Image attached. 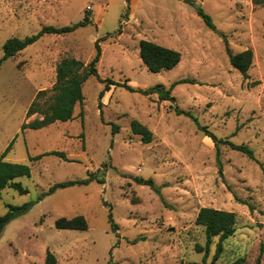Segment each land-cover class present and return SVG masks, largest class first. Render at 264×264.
Returning <instances> with one entry per match:
<instances>
[{
	"label": "rangeland",
	"instance_id": "obj_1",
	"mask_svg": "<svg viewBox=\"0 0 264 264\" xmlns=\"http://www.w3.org/2000/svg\"><path fill=\"white\" fill-rule=\"evenodd\" d=\"M200 8L215 30L198 15ZM0 9V59L12 37L91 20L67 35H44L0 67V157L17 137L5 160L32 169L31 178L17 180L28 193L5 190L0 214L37 201L57 183L89 175L105 181L59 189L10 222L0 238V264H45L47 251L57 264H203L198 247L206 246V234L196 218L205 207L237 216L217 264L240 258L256 264L264 244V6L251 0H0ZM98 39L102 79L166 90L190 81L176 85L167 101L111 86L100 105L104 84L92 77L72 121L22 134V125L38 118H28L27 111L40 91L53 88L59 63L68 57L90 62ZM141 40L179 51L181 62L149 71ZM227 46L234 54L253 50L249 80L231 67ZM133 121L152 132L150 143L133 133ZM201 127L248 145L256 160L221 146L220 167L215 144ZM52 151H64L68 160H30ZM78 215L87 219V231L55 227L57 219ZM217 243L215 238L205 264H212Z\"/></svg>",
	"mask_w": 264,
	"mask_h": 264
},
{
	"label": "trees",
	"instance_id": "obj_2",
	"mask_svg": "<svg viewBox=\"0 0 264 264\" xmlns=\"http://www.w3.org/2000/svg\"><path fill=\"white\" fill-rule=\"evenodd\" d=\"M251 2L254 7L264 6V0H251ZM197 13L210 29L215 30L216 27L210 15H208L201 8L197 10ZM90 24L91 20L88 18V16H86L84 21L78 22L71 26H45L35 35L27 36L23 39L18 37H12L8 39L2 46L4 56L0 59V67L8 59L15 57L30 45H33L38 42L44 35H67ZM101 40L102 39H98L95 42L96 53L90 62L85 63L76 58L68 57L64 58L59 63V65L57 66L55 85L50 91H40L27 111L28 118L33 115H38V118L31 121L30 123H24L21 127L22 134H24L27 130L44 129L57 122L67 123L72 121L75 118L74 114L77 105L83 106L85 102V96L83 93L84 84L92 77L97 78L102 84H104V88L99 94L100 105H102V99L105 94L110 91L111 86L122 87L129 90L130 92L140 93L146 96L158 95L161 100L167 101L172 99L170 94L176 85L180 83H187L190 81L182 80L173 84L169 90H166L163 85H157L152 88L142 89L135 88L127 83H120L111 79H102L99 76L98 72V64L100 63L102 57V49L100 45ZM226 51L229 57L231 67L234 70L238 71L245 80H249V71L254 61L253 50L246 49L245 51L234 54L227 46ZM140 57L143 63L149 69V71L153 73H160L162 71L172 70L176 66H178L181 62L182 54L177 50L156 44L154 42L141 40ZM47 94H50V97H47L45 104L42 105L41 99L45 98ZM176 112L178 115L184 114L186 116L191 117L189 112L183 110H176ZM80 117L82 118L83 124V111L80 113ZM131 128L133 133L142 137L144 143H150L152 141V132L140 122L133 121ZM201 130L206 132V134L211 138V140L215 144V148L217 151V160L219 161V163L221 162V146H226L231 150L246 155L252 160H256L254 150L248 145L236 144L229 138L220 139L215 134L209 132L205 127H201ZM112 131L113 134H117L118 127L116 125H113ZM16 138L17 137L14 138V140L9 144L5 152L0 157V197L2 193L7 189H13L21 195H25L28 193V190L23 186V184L17 180L21 178H31V167L26 164L14 163L5 160L8 153L11 151L12 147L16 142ZM45 156H56L63 160H68L67 155L64 151L47 152L42 155L31 157L30 160L35 162L41 160ZM262 169L264 172V168ZM93 181H97L100 184L105 183V181L103 179H99L98 176L89 175L85 179L57 183L53 185L48 191L42 193L37 199V201L26 203L23 206H10L9 211L6 214H0V238L10 222L28 213L33 206H35L38 202L42 201L45 197L52 195L59 189L75 186H85ZM138 181L142 182V179H138ZM109 218L112 224V229L114 231H117L118 227L114 223L112 213H110ZM196 223L197 225H200L205 229L206 234V246L204 248L198 247L199 252H205L203 264H205L206 259L209 255L211 244L214 242L215 238H218L216 252L212 262V264H217V261L220 259L224 251V242L230 237H232L236 231V214L234 212L226 210L205 207L199 210L196 218ZM55 227L59 230L87 231L89 229V224L84 216L78 215L73 218L61 217L57 219L55 222ZM139 240H141V238L135 239L134 243H137ZM263 252L264 244L261 247V253L256 261V264H261ZM45 264H57V259L51 251H47ZM108 264L116 263L110 260ZM223 264L247 263L245 259L240 258L234 262Z\"/></svg>",
	"mask_w": 264,
	"mask_h": 264
},
{
	"label": "crops",
	"instance_id": "obj_3",
	"mask_svg": "<svg viewBox=\"0 0 264 264\" xmlns=\"http://www.w3.org/2000/svg\"><path fill=\"white\" fill-rule=\"evenodd\" d=\"M0 13H2V10L0 9ZM1 18V17H0ZM1 21V20H0ZM20 22H21V20H20V18H16V25L18 26V25H20ZM0 31H3V26L2 25H0ZM109 92H107L106 94H108Z\"/></svg>",
	"mask_w": 264,
	"mask_h": 264
},
{
	"label": "water",
	"instance_id": "obj_4",
	"mask_svg": "<svg viewBox=\"0 0 264 264\" xmlns=\"http://www.w3.org/2000/svg\"><path fill=\"white\" fill-rule=\"evenodd\" d=\"M186 2L189 3V0H186ZM144 184L148 185V186H152L153 185V183L149 182V181H145Z\"/></svg>",
	"mask_w": 264,
	"mask_h": 264
}]
</instances>
